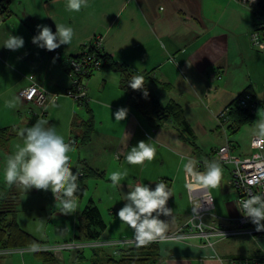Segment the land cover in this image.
Wrapping results in <instances>:
<instances>
[{
  "label": "crops",
  "instance_id": "1",
  "mask_svg": "<svg viewBox=\"0 0 264 264\" xmlns=\"http://www.w3.org/2000/svg\"><path fill=\"white\" fill-rule=\"evenodd\" d=\"M3 3L8 12L0 21V43L11 34L22 37L24 45L15 51L0 47V86L12 91L13 98L20 101L28 114L15 117L19 118L21 129L31 127L40 118L46 119L66 140L74 137L70 153L73 172L79 169L80 159L102 171L99 178L78 179L87 190L92 186L93 193L99 187L104 190L103 193L99 189L97 195L92 193L89 197L106 222L98 239L134 237L133 230L116 217L125 203L122 193L131 191L141 182L154 188L159 178L168 181L172 191L167 202L172 213L168 217L160 216L168 222L165 233L182 227L190 216L184 175L186 161L193 159L203 172L206 162H217L215 149L229 139L223 137L228 130L222 134L216 128H220L216 120L218 113L243 91L249 92L260 106L264 105V52L250 42L255 22L250 7L240 0H87V6L80 12H72L66 7L67 0H3ZM55 24L74 29L72 42L55 49L61 56L79 53L83 45L100 35L104 52L137 72L148 73L149 86L162 103L175 101L182 106L197 147L193 149L181 139L169 119L159 127L149 125L132 107L127 92L119 87L118 70L108 67L88 77V100L83 104L59 96L47 106L43 116L31 114L33 105L19 95L29 84V74L35 75L48 92L61 93L71 85V73L62 60L52 56L55 50L47 51L31 42L37 34V25H46L55 32ZM121 107L127 108L128 113L124 120L117 122L113 113ZM257 109L259 113L254 112L252 123L234 132L237 140L233 136L229 139L239 154L251 152L250 138L255 134L256 122H264V112ZM90 116L94 122L90 140L79 144L81 127L73 124L86 121ZM148 140L156 148V158L143 166L128 165L130 171L121 180V188H114L109 176L113 171H123L121 166L128 147ZM199 153L204 156L197 157ZM219 164L222 179L216 188L209 189L216 215L211 212L209 216L234 217L237 210L233 200L235 190L229 182L230 172L227 173L226 165ZM83 198L87 201V197ZM86 201H79L77 215ZM62 219L59 217L60 221ZM75 224L74 217L70 226L55 225L58 237H62V241L56 242L72 241ZM24 229L32 233L27 227ZM107 247L108 252L112 250ZM88 248L91 264L93 248ZM158 249L159 257L152 264H235L231 258L264 254V237H229L216 240L211 246L195 237L185 241L162 240L158 242ZM63 252L56 254L54 264H79L85 258L84 249ZM76 253L81 256L76 257ZM31 254L32 248L28 247L0 250V264H44Z\"/></svg>",
  "mask_w": 264,
  "mask_h": 264
},
{
  "label": "clouds",
  "instance_id": "2",
  "mask_svg": "<svg viewBox=\"0 0 264 264\" xmlns=\"http://www.w3.org/2000/svg\"><path fill=\"white\" fill-rule=\"evenodd\" d=\"M86 6L87 0H67L66 3L67 9L72 12H80ZM37 29V34L32 37L31 42L47 51H53L61 45H69L74 36V29L64 24H55V32L46 25H37ZM23 45L22 37L11 34L0 43V47L12 51L22 48ZM144 85V77L141 75H136L128 84L131 89L143 90L144 96H147ZM15 106V98L8 101V107ZM127 113V108H118L113 113L115 121L124 120ZM256 124L255 134L264 136V122L257 121ZM18 135L22 138V145H18L17 150L9 154L4 161L3 181L8 186L21 185L28 191L35 189L50 192L54 200L59 202L62 214L71 215L76 212L79 206L80 184L79 174L72 171V144L66 141L55 125H49L44 118L38 119L31 127L19 130ZM150 141H138L134 146L128 147L124 164L121 166L123 171H113L109 176L114 188H121V180L130 171L128 165L143 166L146 161L151 162L156 158V148ZM116 158L119 159V156ZM185 167L192 172V180L186 185L189 191L200 187L216 188L222 179V167L218 162H206L203 172L194 171L192 161H188ZM170 197L172 191L168 181L159 178L154 188L144 182L138 183L131 191L122 193L121 199L125 203L117 211L116 217L133 230L134 238L140 245L149 244L168 229V222L160 219V216L171 215L172 209L167 207ZM193 211L196 212L197 209ZM239 211L255 225L257 232L264 231V192L250 195L243 200Z\"/></svg>",
  "mask_w": 264,
  "mask_h": 264
},
{
  "label": "built area",
  "instance_id": "3",
  "mask_svg": "<svg viewBox=\"0 0 264 264\" xmlns=\"http://www.w3.org/2000/svg\"><path fill=\"white\" fill-rule=\"evenodd\" d=\"M248 7L256 6L258 0H240ZM255 22L252 31L250 32V42L252 46L261 52H264V15L260 11L255 13ZM93 49L84 47L80 52L82 54L77 57L66 56L68 68L71 71V85L63 92H48L34 78L33 75L28 76L29 84L19 91L20 98L23 101L31 103V114L43 116L47 106L54 102L59 96H67L78 102L88 100L86 93L87 75L92 70L99 66L95 49H102V37L94 36L91 40ZM54 58H61L58 51H53ZM236 104L240 107L247 108L251 112H255L259 108V103L253 98L249 92H244L236 98ZM261 110L264 112V105H261ZM229 108H223L216 120L218 125L226 132V127L229 121ZM251 152L249 154H239L234 151L233 145L226 140L225 143L219 145L214 152V159L223 165H230V184L235 190L234 204L237 214L234 217L218 218L212 216L211 221H206L205 217L211 215L214 207L212 195L207 188H197L194 191H189L186 187L188 199L190 202V216L182 227L171 233H164L153 242L162 240L185 241L189 238H199L206 245H212L214 241L226 239L235 236H249L251 238L264 237V231L257 232L255 225L250 220L242 215L240 204L250 195H255L264 192V137L252 135L250 138ZM192 161L194 171H200L197 163ZM196 165V167H195ZM79 177L81 173L79 172ZM185 183L192 180V172L185 167L184 171ZM252 181V183H249ZM193 209H197L196 212ZM264 223V221H262ZM137 243L134 237L119 238L101 241L99 239L88 241H63L56 245L45 244L41 249H49L54 254H58L62 250L80 251L85 247L97 248L100 246H111L114 253H117L116 248L125 245ZM230 261L235 264H264V254L257 256H246L241 258H231Z\"/></svg>",
  "mask_w": 264,
  "mask_h": 264
},
{
  "label": "trees",
  "instance_id": "4",
  "mask_svg": "<svg viewBox=\"0 0 264 264\" xmlns=\"http://www.w3.org/2000/svg\"><path fill=\"white\" fill-rule=\"evenodd\" d=\"M250 9L254 17H256L255 13L257 9L264 15V0H258L256 6ZM6 12H8V8L6 4L3 3V0H0V14L5 16L7 14ZM84 47H89V50L93 49L92 41L83 45L82 49ZM94 51L99 60V66L97 69L88 73L87 79L96 70L101 68L108 67L118 70L119 87L127 92L132 107L145 117L149 125L152 127H159L169 119L177 135L190 143L193 149L197 147L192 128L183 116L182 106L175 101L162 103L149 86L150 75H148V73L137 72L126 63L116 61L111 55L104 52L103 49H95ZM81 54L82 52H79L65 55L57 59L62 60L66 69L71 73L66 62V56L77 57ZM136 75L144 77V89L147 91V96H144L143 90H134L128 86L129 82ZM244 92L245 91L239 93L230 104L225 106L229 108V123L227 130L230 134L236 132L240 126L251 124L253 121L254 113L236 104V98ZM83 103L84 101L80 102V104ZM74 124L73 126L75 127H81L79 144L88 142L94 129L92 116L86 121H75ZM16 133L17 127L15 125L0 127V148L2 150L8 147L9 141ZM72 141H74L73 136H71L67 142L72 144ZM79 164L78 170H81L84 177H101L103 174L102 171L88 166L82 159L79 160ZM16 186L17 184L8 186L3 181L2 173L0 174V250L32 248L34 256L44 264H54L57 261L56 254L49 249L38 248L47 244L46 241L36 238L17 222V205L20 199V193ZM85 188L84 185H80L79 198L83 196ZM105 228L106 222L98 206L90 198L86 201L77 215L73 240L88 241L98 239ZM116 249L117 253H114L113 250L106 252V250L101 247L93 248L91 264H152L159 257L158 242H151L146 245H140L137 242ZM79 256H81V253H76V257Z\"/></svg>",
  "mask_w": 264,
  "mask_h": 264
},
{
  "label": "rangeland",
  "instance_id": "5",
  "mask_svg": "<svg viewBox=\"0 0 264 264\" xmlns=\"http://www.w3.org/2000/svg\"><path fill=\"white\" fill-rule=\"evenodd\" d=\"M5 18L6 17L4 15L0 14V21H3ZM30 75L31 74H29L28 76H30ZM33 76H35V75H33ZM34 78H36V76ZM12 99H13L12 91H10V90L8 91V89H2V87L0 86V127L6 126V125H10V126L15 125L17 127V131H19L21 129V126L19 125L20 124L19 118L15 119V117H18L20 115H24L26 112L23 110V106H20L19 100L18 101L15 100L16 106L14 108L8 107V101H10ZM259 108L261 109L260 105H259ZM255 112L259 113V109H257ZM216 128H217V130H219V132H221V133L224 132L221 127L220 128L216 127ZM241 129L246 130L245 127H242ZM241 129H239V131H238L239 133L242 131ZM235 134L236 133L230 134L229 132H226V135L223 134V137L230 139L233 136V138L237 140ZM68 139L66 141H68ZM18 145H21V138L19 137V135H17L16 138H13L11 144H9L5 150H2L0 148V174L2 173L3 164H4V161L6 160L7 156L9 154L14 153L17 150ZM196 156L201 157L204 155L199 153V154H196ZM225 169H226L227 173H229L230 169H231L230 165H226ZM76 172L81 173V177H79L80 179L81 178H84V179L92 178V177H84L82 175L83 173L81 172V170H76ZM93 178H99V177H93ZM229 179H230V176H229ZM16 188L20 193L19 194L20 199H19V202L17 205L18 211H17V215H16L17 222L20 223L19 225L20 226L22 225L21 227L24 226L23 228L27 227L29 231L31 230V232H32L31 234H33L36 238L43 239L44 241L47 240L48 241V242H46L47 245H56V244L61 243L60 241H62V240L60 238H62V237H58V234H57L56 229H55V225H59V226H70V225H72V220L74 219V217L77 218V211L72 213L71 215H64L61 213L59 202L54 200V198L50 192L38 191L35 189L28 191V190L24 189L23 186H21V185H17ZM102 188H104V187H102ZM99 189H100L99 192H101V190H102L101 187H99L98 190ZM98 190H94V193H93V187L92 186L90 187L89 190H87L85 188V191H84V194L82 197H87V200H88L89 197L92 195V193H93V196L97 195ZM102 191L104 193V190H102ZM213 196H214V198H216V195L213 194ZM233 196H234L233 197V200H234L235 199V191H234ZM82 200L86 201V198L81 199V197H80L79 201H82ZM215 211H216L215 209L214 210L212 209L211 212L213 214H215ZM61 216L63 217V219L60 221L59 217H61ZM211 218H212V216L210 217L209 215H207L205 217L206 221H211L212 220ZM59 239H60V241H57V242H59V243H57L56 240H59ZM102 247L104 248V250L108 248L107 246H102ZM109 247H111V246H109ZM84 250H85V253H84L85 258L83 256V258H84L83 262H79V264H90L89 258H90V251L91 250L88 247H85ZM62 252H63V250H62ZM73 252H75V251H73ZM106 252H108V250H106ZM12 254L15 255L16 252H14ZM31 255H34V254H31Z\"/></svg>",
  "mask_w": 264,
  "mask_h": 264
}]
</instances>
